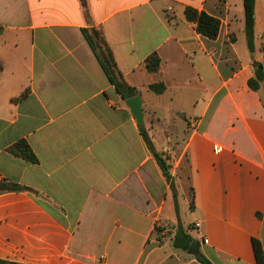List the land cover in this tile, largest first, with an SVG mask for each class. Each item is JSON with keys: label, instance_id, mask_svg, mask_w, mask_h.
Here are the masks:
<instances>
[{"label": "crops", "instance_id": "0c3cea01", "mask_svg": "<svg viewBox=\"0 0 264 264\" xmlns=\"http://www.w3.org/2000/svg\"><path fill=\"white\" fill-rule=\"evenodd\" d=\"M0 0V258L23 264H256L264 254V0L254 49L242 0ZM216 17L197 33L184 8ZM82 29L101 31L143 126L170 164L160 172L139 124ZM156 52L158 72L144 59ZM163 82L155 93L149 84ZM25 140L36 162L9 150ZM187 196L189 218L179 207ZM191 196L193 205H190ZM191 224L192 228L188 225ZM181 225L196 254L173 246Z\"/></svg>", "mask_w": 264, "mask_h": 264}, {"label": "trees", "instance_id": "16d2710c", "mask_svg": "<svg viewBox=\"0 0 264 264\" xmlns=\"http://www.w3.org/2000/svg\"><path fill=\"white\" fill-rule=\"evenodd\" d=\"M254 1L255 0H242L244 33L246 45L249 51H253L254 49ZM80 2L84 10V15L87 17V2L86 0H80ZM183 13L187 21L194 23L197 33L209 39L216 38L220 27V21L218 18L206 13L203 10H197L196 8H193L191 6H186ZM82 34L84 35L90 48L94 52L100 66L102 67V70L104 71L108 79V82L113 85L115 92L120 95L122 99H127L135 96L137 93L136 88L128 85L123 79V75L116 64L113 54L109 46L107 45L101 31L97 29H82ZM159 65L160 59L156 52L149 54L144 59V66L148 72H158L160 67ZM255 65L256 69L254 70V74L247 81L248 86L253 90H257L259 88L260 82L264 78L263 65L261 63H256ZM148 88L155 93H161L164 90L165 86L163 82H155L149 84ZM138 127L143 140L145 141L148 149L150 150L156 161V164L160 169L161 174L163 175L165 180L173 187V183L171 181L172 176L170 174V164L167 162V158L162 152L155 149L150 136L143 126V123ZM9 150L15 155H18L28 161L36 162L37 160L33 151L25 140L20 139L16 141L9 147ZM28 189L29 188L26 186L8 182L6 180L0 181V193L8 191L18 192ZM190 205H193L192 196ZM189 228L192 227L190 226ZM193 240V237L187 232L186 229H184L181 225H177L172 237V243L175 248L186 251ZM195 242H197V240H195ZM252 247L256 264H264L263 250L260 242L257 239H252ZM195 258L201 264H211V262L201 253H197ZM0 264L23 263L0 258Z\"/></svg>", "mask_w": 264, "mask_h": 264}, {"label": "water", "instance_id": "95a60500", "mask_svg": "<svg viewBox=\"0 0 264 264\" xmlns=\"http://www.w3.org/2000/svg\"><path fill=\"white\" fill-rule=\"evenodd\" d=\"M125 104L129 107V109L131 110L136 122L140 125L143 123V111H142V107H141V100L140 97L138 95H135L133 97L127 98L125 99ZM195 247V241L193 240L189 247H188V252L192 253V254H196L197 251L193 250V248Z\"/></svg>", "mask_w": 264, "mask_h": 264}, {"label": "rangeland", "instance_id": "374dc122", "mask_svg": "<svg viewBox=\"0 0 264 264\" xmlns=\"http://www.w3.org/2000/svg\"><path fill=\"white\" fill-rule=\"evenodd\" d=\"M178 201H179V207H180V209L182 211L185 210L186 216L188 217V220L187 221L190 222L187 196H180ZM188 226L190 227L191 224H189Z\"/></svg>", "mask_w": 264, "mask_h": 264}]
</instances>
